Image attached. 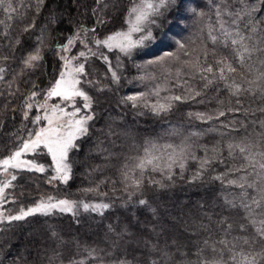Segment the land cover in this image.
<instances>
[{"label":"trees","instance_id":"1","mask_svg":"<svg viewBox=\"0 0 264 264\" xmlns=\"http://www.w3.org/2000/svg\"><path fill=\"white\" fill-rule=\"evenodd\" d=\"M138 1L45 0V5L37 8L35 0H12L16 11L10 13L3 10L7 0L0 5V68L4 69L0 72V160L18 150L43 125L40 106L61 72L63 46L77 35L79 39L67 52L72 58L85 53L72 61L84 65L77 87L92 100L82 113L93 116L87 124L88 135L74 141L78 147L68 153L71 172L67 183L49 182L51 161L44 151L29 156L45 166L43 172L12 169L6 178L11 183L2 200L5 215L18 214L21 208L50 196L54 201H74L76 206L68 213L57 210L11 226L0 224L11 243L4 264H49L50 257L52 264H119L122 259L131 264H165L153 250V246L165 245L172 254L167 264H198L199 260L238 264L264 247L256 234L264 219L261 209L252 205L254 211L248 215L240 207L242 200L260 199V187L264 186L257 175L264 173L259 168L264 156L258 154L264 152V112L260 111L264 108V53L245 54L241 62L236 52L243 49L232 46L217 23L221 20L231 37L237 32L250 37L245 41L249 48L264 49V11L260 10L264 0H177L161 9L162 15L147 21L144 34L151 31L153 38L131 55L96 45L95 40L126 27L129 9ZM253 2L257 11L244 16L242 10ZM220 8L230 14L218 17ZM53 16L54 23L50 22ZM33 21L34 27L25 32V26ZM250 21L257 24L255 32L250 31ZM210 29L220 43L212 44ZM37 49L41 59L26 67L24 60ZM224 56L237 71H225L221 80L224 65L216 61ZM209 65L213 73L203 71ZM208 79L213 83L207 84ZM237 85L241 92L233 95ZM139 94H145L148 104L167 103L173 96L187 99L172 101L169 112L156 116L142 106L143 101L133 108L126 100ZM198 113L204 119L197 118ZM209 116L213 118L207 119ZM36 117L41 119L33 123ZM152 144L156 147L151 148ZM237 146L246 151L241 153ZM146 147L157 157L153 165L158 164L160 170L153 171V165L143 171L135 167L145 157ZM170 155L177 160L171 167V180L166 167ZM181 159L183 171L178 167ZM202 160L209 161L203 170ZM198 171H203L202 178L190 183ZM12 175L17 179L12 180ZM216 176L223 180L213 179ZM137 180L142 182L139 189L134 186ZM152 180L167 187L150 184ZM229 180L245 187L230 185ZM253 181L257 187H247ZM245 192L247 197L242 196ZM140 199L147 204L140 205ZM81 202L107 203L110 208L84 211Z\"/></svg>","mask_w":264,"mask_h":264},{"label":"snow or ice","instance_id":"2","mask_svg":"<svg viewBox=\"0 0 264 264\" xmlns=\"http://www.w3.org/2000/svg\"><path fill=\"white\" fill-rule=\"evenodd\" d=\"M247 3V0H245ZM6 3V0H0V5H4ZM96 3H101V0H96ZM177 0H157V2H153V0H139V3H133L132 6L129 9V15L135 16V24L131 28V31H141L140 25L146 21L149 17V15H162L161 9H167L170 5L176 4ZM35 5L37 8H41L45 5V0H35ZM5 13H10L16 11L15 8L12 6V0H7V6L4 7ZM261 11H264V5L261 6ZM95 11V9L93 10ZM243 14L246 17H251L257 9L254 6V2L250 4L247 8L243 9ZM230 13L224 10L223 8H220L217 11V16L221 17L223 15H229ZM237 16L240 15V13H236ZM11 19V15L8 17ZM52 23L55 22V17L53 16L51 21ZM2 23V22H0ZM217 23L220 25L219 31H222L224 36L226 38H230V44L232 46L239 45L243 52H236V55L240 58L241 62L244 59L245 54H251L256 51H260L264 53V49H257L254 46L252 48H249L247 43L245 42L246 39H250L244 37L239 32L236 33L235 37H231V34L227 32L224 28V23L218 19ZM232 23L235 24V19L232 20ZM250 31L255 32L257 30V24L253 21H250ZM261 23H264L262 21ZM34 27V21L32 24H29L25 26L24 31L28 32L31 28ZM92 31H95V29H92ZM214 29L209 30V38L213 45H216L217 43H220V39L218 36L213 34ZM261 31H264V28L261 29ZM7 35V34H5ZM152 33L151 31H148L144 36H142L137 41H131L130 39V33L127 32H117L113 35H109L104 40H95V43L99 46L102 45L104 47H107L109 50L112 48H118L121 52H123L126 55H129L131 53V50L134 47L142 46L145 41L151 40ZM41 41L43 40V37L40 38ZM79 39V36H74L72 38H69L66 45L63 46L64 51H69L70 46L73 45L76 40ZM17 43L19 44L20 41L17 40ZM80 43H84L83 40H80ZM87 47V45H85ZM228 44H224V47H228ZM183 47V46H182ZM81 57L85 56L84 52H81L79 54ZM171 54H166V56H170ZM3 59L7 60L8 57H3ZM41 59L39 54V49L36 50L35 54H29L28 57L24 60V64L26 67H33L34 62L39 61ZM61 59L64 61L63 65V71L60 73L59 79H56L53 86L48 90L46 94V100L51 99L53 97H60L63 101H74L75 97H81L84 100V108L88 109L92 105L91 98L81 89L77 87V85L80 83V80L77 79V76L84 73V65L80 64L78 66H73L72 59L61 57ZM103 59L105 61L108 60L107 56H104ZM163 60L164 58H160ZM227 57H221L219 60L216 61L217 64H223L224 67L220 69V79H224V73L227 71L228 73H234L237 71L235 67L232 66V64L227 63ZM160 61H149V63H159ZM261 63H264V61H261ZM4 69L0 68V72H3ZM203 71L207 73H213L214 69L212 65H209L207 68L203 69ZM261 77L264 78V73H261ZM113 81H118V77L115 72L112 73ZM205 79H207L205 77ZM213 80L208 79L207 84H212ZM207 84L205 85L207 87ZM247 91V90H245ZM241 89L237 85L235 86V90L233 91V95L240 94ZM156 95H159V89H157ZM145 94H139L136 96H128L126 97V100L132 103L133 108L140 107V102L143 101V107L148 108L154 115L160 116L162 113L166 114L171 110L173 107L172 101H182L184 99H187L186 97L181 96H173L168 98L169 102L167 103H155V104H148L147 100L144 99ZM196 95H199V93H196ZM36 92H32L31 97H35ZM30 97V98H31ZM239 102V101H237ZM27 107L29 109L32 108V104H28ZM41 107H44V105H41ZM260 111L264 112V108L260 109ZM80 112V108L76 107L73 112L66 113L64 112V109L60 107L59 104L52 106V116L45 115L43 118L48 121L49 127L47 128H41L40 131L35 133V138L28 139L23 142L22 146L15 151L12 156L0 160V165L3 166L4 170L7 171L8 168L13 169H21L25 168L28 171L35 170L36 172H43L44 166L43 165H37L31 161L21 160L20 157L23 153L28 152H35L37 148L40 147L41 144L45 148H47L48 153L52 157V161L55 165V171L56 175L52 176L51 180H60L63 183H67L70 179V172L71 167L67 163L68 160V153L73 148L78 147L77 144L74 143V141L78 140L80 137L88 135V121L93 119V116H80L78 119H71L73 117H77V114ZM58 114V115H57ZM142 114V113H141ZM27 112H25V117H27ZM191 115V114H190ZM197 118L204 119L203 114H196ZM220 116H223L224 113L220 112ZM53 116L56 117V123L54 124ZM63 116H68L70 119L64 123L60 122L61 118ZM213 117L209 116L207 119H212ZM40 117H36V119L33 121V123H36L40 120ZM264 124V122H262ZM195 135V133H193ZM156 146L154 144L151 145V148H155ZM169 148L172 146L169 145ZM239 147V150L241 153H244L246 151L245 147ZM229 148H232V145H229ZM145 151V157L140 158L139 163L135 165V167L141 169V171L144 170L145 167L148 165H153V161L157 159V157H154L151 155V149L146 147L144 149ZM261 156H264V152L258 153ZM251 155V153H250ZM249 157L246 156L245 159H248ZM192 159H196L195 156L192 157ZM169 160L171 163H169L166 167L168 169V175L167 178L169 180L172 179V173H171V167L173 164H177V160L173 158V156H169ZM209 163L208 160H202L200 163V167L203 170L205 168V165ZM178 167L183 171L185 168V164L183 160L181 159L178 163ZM259 168L261 170H264V163L259 164ZM153 171L160 170V167L158 164L153 165L152 167ZM239 171V169H237ZM257 175L260 177L261 185H264V173H257ZM203 176V171L196 172L193 177L192 181H189L190 183L196 180L201 179ZM125 177L127 178V175L125 174ZM12 180H16V175H12ZM215 180H223V176H216L213 177ZM3 187H0V195L3 194L4 188L9 187L11 181H5L2 182ZM141 181L137 180L134 181V186L139 189L141 186ZM150 184L156 185L159 188H165L167 185L161 183L160 181L152 180L149 182ZM230 185H236L240 188H244V184H237L235 180H229L227 181ZM249 188L257 187L256 182L253 181V183H250L247 185ZM85 191H92V189H86ZM260 199L250 198V203L246 200H242L240 203V207L245 209L248 215H252L254 209L252 208V205H255L256 208L261 209V214L264 215V186L260 187ZM242 196L247 197L248 193H242ZM82 203V207L84 211L91 210L92 212H97L100 210H106L110 208V205L107 203L102 204H93L90 205L88 203ZM228 205L235 208L237 205L233 203L232 201H226ZM140 205H146L147 201L144 199L139 200ZM76 206V202L70 201L67 199H60V200H53V197H48L47 200H41L37 202L33 207H29L27 209L21 208L18 214L15 215H5L4 213L0 212V224L7 223L9 226H11L12 222H19V221H25L28 217H32L35 215H42V216H49L53 214L54 211H59L61 213H68L72 212L73 208ZM102 214V213H101ZM260 227L256 230L257 236L260 238L261 241H264V219H261L259 221ZM231 227V225H229ZM243 228V225L241 226ZM4 229H0V255H3V259H0V264H4V260L7 259V251H10L11 243L8 238H5L3 236ZM52 236L56 237L57 233L55 231L52 232ZM208 242L205 241V244ZM221 243H224L221 241ZM245 243H249V241L245 240ZM167 245H165L163 248H157L156 246H153V250L158 251L160 253L161 258L165 261V264H167L168 260L172 259V254L167 250ZM180 250L177 249V252ZM56 255H59L58 253ZM53 258H49V264H52ZM233 260H235V257H233ZM73 264H77V262H73ZM78 264H83V261L78 262ZM119 264H131L130 261L126 259H122L119 261ZM153 264H159L158 261H153ZM198 264H209V262L205 260H199ZM238 264H264V247L261 248L259 252H251L248 256H246L242 261H239Z\"/></svg>","mask_w":264,"mask_h":264},{"label":"rangeland","instance_id":"3","mask_svg":"<svg viewBox=\"0 0 264 264\" xmlns=\"http://www.w3.org/2000/svg\"><path fill=\"white\" fill-rule=\"evenodd\" d=\"M153 2H157V0H153ZM137 3H139V1L137 2ZM155 15H149V17H148V19L146 20V21H144L141 25H140V27H141V31H131V28L134 26V24H135V16L133 15V16H130L129 14H128V17H127V19H126V27L123 29V30H121V31H118V32H127V33H130V39H131V41H137V40H139L142 36H144L145 34H144V32L146 31V29L148 28V25L149 24H147V21H149V20H152V18L154 17ZM150 30V29H149ZM117 33V32H116ZM114 34V33H113ZM113 34H110V35H113ZM108 37V36H107ZM106 37V38H107ZM106 38H104V39H106ZM103 39V40H104ZM97 45V44H96ZM99 46H102V45H99ZM103 48H105V49H108L107 47H104V46H102ZM135 49H136V47H134L132 50H131V53L129 54V55H131L134 51H135ZM109 50V49H108ZM111 50H116V51H118L120 54H122V55H126V54H124L123 52H121L118 48H112ZM62 53H63V51H62ZM79 56V54L77 55V56H75L74 58H77ZM63 57H65V58H69V59H72V56H70V54H68V52L67 51H65V53L63 54ZM72 64H73V66H78V65H75L74 63H73V61H72ZM63 65H64V61H63ZM64 69H63V66H62V69H61V71H63ZM61 73V72H60ZM59 77H60V74H59V76L57 77V79H59ZM79 78V75L77 76V79ZM56 81V80H55ZM55 81L53 82V84L55 83ZM53 84L48 88V90L53 86ZM48 90H47V92H48ZM47 92L45 93V97H44V100H43V102H42V104L41 105H44V107H41L40 106V109H42L43 110V112H42V119H43V125L41 126V127H39L37 130H36V132H38V131H40V129L41 128H47V127H49V125H48V121L46 120V119H44L43 117L47 114V115H49V116H52V106L53 105H56V104H59L60 105V107L61 108H63L64 109V112H66V113H70V112H73L74 110H75V108L76 107H79L80 108V112L77 114V117H73V118H71V119H78L80 116H88V115H86V114H84V113H82V112H84L85 111V108H84V100L81 98V97H75L74 98V101H63L60 97H53V98H51V99H47L46 100V94H47ZM58 115V114H57ZM53 118V121H54V124L56 123V117L55 116H53L52 117ZM70 119V117H68V116H63L62 118H61V121L60 122H64V123H66L68 120ZM35 132V133H36ZM33 138H35V134L30 138V139H33ZM17 151V150H16ZM39 151H44L48 156H49V158H50V161H51V170H52V176H55L56 175V171H55V165H54V163H53V161H52V157H51V155L48 153V150H47V148H45L44 146H43V144H41L40 145V147L39 148H37L36 149V151L35 152H28V153H23L22 155H21V157H20V159L21 160H26V161H31V162H33V163H35V164H37V165H43V164H41V163H37L36 161H34V160H32V159H30L29 158V156H32L33 154H35V153H38ZM15 152V151H14ZM13 152V153H14ZM12 153V154H13ZM12 154L11 155H9L8 157H10V156H12ZM8 157H6V158H8ZM6 158H4V159H6ZM3 160V159H2ZM68 163V162H67ZM44 166V165H43ZM13 168H8V170L7 171H5L4 170V168H3V166L2 165H0V187H3V183L2 182H5L7 179L6 178H8L9 176H10V173H11V170H12ZM21 169H25V168H21ZM44 169H45V166H44ZM25 170H27V169H25ZM32 171H35V170H32ZM57 181H59V182H61L60 180H51V183L52 184H54L55 182H57ZM4 190H5V188H4ZM3 198H4V192H3V194L2 195H0V212H2L3 213V211H2V200H3ZM33 207V206H32Z\"/></svg>","mask_w":264,"mask_h":264}]
</instances>
